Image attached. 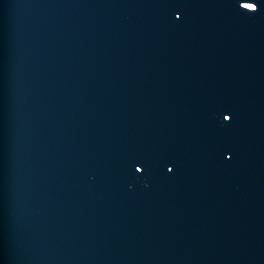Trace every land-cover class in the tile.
<instances>
[{
    "label": "water",
    "instance_id": "1",
    "mask_svg": "<svg viewBox=\"0 0 264 264\" xmlns=\"http://www.w3.org/2000/svg\"><path fill=\"white\" fill-rule=\"evenodd\" d=\"M174 11L0 0V264H264V0Z\"/></svg>",
    "mask_w": 264,
    "mask_h": 264
},
{
    "label": "snow or ice",
    "instance_id": "2",
    "mask_svg": "<svg viewBox=\"0 0 264 264\" xmlns=\"http://www.w3.org/2000/svg\"><path fill=\"white\" fill-rule=\"evenodd\" d=\"M184 5V0H171V6L175 9L173 15L177 21L181 19V11ZM240 8L244 9L246 13H256L257 12V4L256 3H250L245 2L241 3ZM222 121L228 122V124H231V120L233 119L231 113L222 112L221 114ZM225 156V159H230V155L227 152V150L223 153ZM130 167L135 173H138L140 175H143L144 172L147 170L148 164L145 160L134 158L130 162ZM159 164L166 169L167 173L171 174L174 170V162L170 159H163L159 161Z\"/></svg>",
    "mask_w": 264,
    "mask_h": 264
}]
</instances>
